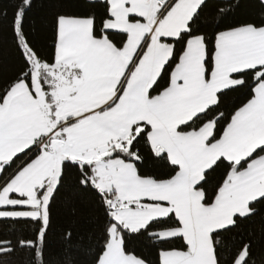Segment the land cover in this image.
<instances>
[{"label":"snow or ice","instance_id":"6c2138e0","mask_svg":"<svg viewBox=\"0 0 264 264\" xmlns=\"http://www.w3.org/2000/svg\"><path fill=\"white\" fill-rule=\"evenodd\" d=\"M34 7L0 4V222L35 226L0 264H48L53 208L84 197L89 264H264L243 230L264 210V0H53L46 47Z\"/></svg>","mask_w":264,"mask_h":264},{"label":"trees","instance_id":"16d2710c","mask_svg":"<svg viewBox=\"0 0 264 264\" xmlns=\"http://www.w3.org/2000/svg\"><path fill=\"white\" fill-rule=\"evenodd\" d=\"M6 3H8V0H0V4ZM52 3L53 0H35V7L29 18L30 28L35 31L42 47H46L50 43ZM0 65H3L6 69H13L18 66L17 53L6 21L3 28L0 29ZM146 167L155 172L167 171L162 163L152 160L147 162ZM69 226H71L74 233L71 242L64 239V232ZM14 230L16 236L32 238L35 226L16 225L13 229L0 222V238H13L9 234ZM243 230L252 233L256 238V258L258 260L264 258V210L251 221H246ZM96 231H98L96 228V209L90 198L84 197L79 200L74 209L61 201H57L53 208L52 225L45 246L48 264H89V245L95 246L92 236ZM180 243L182 242H175L176 245ZM137 246L142 252L151 256L153 260L156 259L155 249L146 244H138ZM13 260L14 264H30L31 254L29 250L23 249L17 253Z\"/></svg>","mask_w":264,"mask_h":264}]
</instances>
